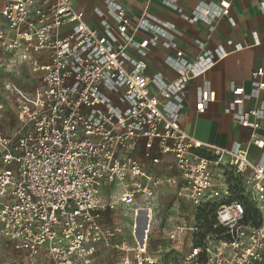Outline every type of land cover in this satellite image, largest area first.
<instances>
[{
  "label": "built area",
  "instance_id": "built-area-1",
  "mask_svg": "<svg viewBox=\"0 0 264 264\" xmlns=\"http://www.w3.org/2000/svg\"><path fill=\"white\" fill-rule=\"evenodd\" d=\"M104 1L88 14L74 0H0V66L26 64L38 79L27 94L5 83L16 94L19 127L0 126L3 235L28 253V264H41V252L49 264H91L99 250L114 251L115 264H264V100L248 106L264 91V68L253 71L249 90L232 83L226 107L252 130L247 144L202 141L180 122L188 85L244 45L195 39L199 52L189 58L171 37L172 22L149 11L134 22L120 2ZM157 1L210 31L222 19L236 24L233 0H200L190 10ZM159 44L174 54L165 57L168 71L149 73L148 52ZM214 100L205 80L195 110ZM249 145L262 150L257 160ZM162 155L172 157L165 171ZM166 188L194 207V224L169 229L174 244L156 255L154 201ZM120 207L132 215L131 236L105 224ZM138 209H148L140 240Z\"/></svg>",
  "mask_w": 264,
  "mask_h": 264
},
{
  "label": "crops",
  "instance_id": "crops-1",
  "mask_svg": "<svg viewBox=\"0 0 264 264\" xmlns=\"http://www.w3.org/2000/svg\"><path fill=\"white\" fill-rule=\"evenodd\" d=\"M127 14L135 22L144 11H149L157 17L170 21L175 29L170 32L172 39L180 48L186 50L187 57L192 58L199 52L195 39L207 41L209 46L226 43L227 39L240 42L244 48L231 51L223 60L219 61L206 75L190 81L187 88L185 109L180 116L181 124L196 138L221 147H231L235 141L247 144L252 130L239 125L226 107L232 97L231 86L242 84L247 90L251 88L250 78L254 70L264 68V11L260 3L264 0H233L231 13L236 19L235 25H230L225 19L217 23L216 29L210 31L205 22L189 23L171 7L157 0H117ZM200 0H178L180 6L192 9ZM207 2L216 0H205ZM76 7L83 8L91 14L95 7H105L104 0H74ZM258 37L256 42L255 34ZM145 34V33H144ZM141 35V34H140ZM138 37H141V36ZM174 54V50L159 44L148 52L149 73L168 71L164 64L167 55ZM264 78V77H263ZM205 80L210 82L215 91V100L209 104L204 113L195 110L197 87ZM264 100V91L258 100L248 103V106ZM258 134L264 138V127ZM264 151V150H263ZM262 150L249 145V154L257 160ZM160 170L166 169L172 161L171 155H162Z\"/></svg>",
  "mask_w": 264,
  "mask_h": 264
},
{
  "label": "rangeland",
  "instance_id": "rangeland-1",
  "mask_svg": "<svg viewBox=\"0 0 264 264\" xmlns=\"http://www.w3.org/2000/svg\"><path fill=\"white\" fill-rule=\"evenodd\" d=\"M7 80L14 82L23 93L27 94L34 89L38 79L37 75L26 64L16 66L11 72L5 71L3 66H0V102L2 103L0 126L6 132L13 133L19 127V107L16 94L8 95L6 91L5 83ZM169 170L173 172L172 168ZM175 191V189L166 188L165 192L154 201V225H152L150 235V248L151 252L156 255L165 254L166 249L174 244L167 235L169 229L177 225L190 227L194 224V207L184 199L177 197ZM147 212V209H138L135 220L140 217L146 221V218L142 216H145ZM106 216V225L119 224L131 236L132 215L128 208L120 207L113 213H107ZM190 235L191 232L187 230V237ZM130 239L132 240V237ZM189 247L185 242L184 245H180L179 249L182 253H187ZM114 255L115 252L112 250H99L91 264H115ZM29 260L31 259L27 252L17 251L12 242L3 235L0 223V264H28ZM36 260L41 264H49V259L44 252H41Z\"/></svg>",
  "mask_w": 264,
  "mask_h": 264
},
{
  "label": "bare ground",
  "instance_id": "bare-ground-1",
  "mask_svg": "<svg viewBox=\"0 0 264 264\" xmlns=\"http://www.w3.org/2000/svg\"><path fill=\"white\" fill-rule=\"evenodd\" d=\"M136 214H137V212H136ZM135 217H136V215H135ZM142 217L146 218V215L142 216ZM146 222H147V219H146V221H143L140 217L136 218V220H135V223H136V225H135V227H136V236H137V238H139V240L142 237L143 228L145 227Z\"/></svg>",
  "mask_w": 264,
  "mask_h": 264
}]
</instances>
